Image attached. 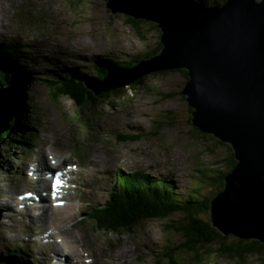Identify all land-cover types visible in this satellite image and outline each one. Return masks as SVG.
<instances>
[{"label": "rangeland", "instance_id": "374dc122", "mask_svg": "<svg viewBox=\"0 0 264 264\" xmlns=\"http://www.w3.org/2000/svg\"><path fill=\"white\" fill-rule=\"evenodd\" d=\"M77 3V0H0V41L10 43L18 38L29 44L24 46L21 57L13 58L16 63L10 69L20 75L15 89L19 91L25 83L28 86L25 91L30 101L25 118L30 125L27 131L32 135L31 141L39 135L51 149L75 150L76 159L88 174L86 180H81L85 186L93 184L92 179H97L98 174L112 177L96 184V191L89 196L92 203L84 214L88 215V210L108 199L115 180L113 173L118 170H145L159 177L170 173L180 195L187 194L202 180L208 181L201 179L207 171H226L221 160L231 150L226 143L221 144L192 125L188 101L182 93L187 80L180 71L152 73L140 83L123 87L126 97L116 107L102 101L97 106L80 108L70 97L51 95L42 79L46 74L62 75L78 68L91 78L96 72L91 63L103 54L138 57L158 47L160 41V30L151 24H143L138 35L125 23L126 14L113 13L106 5L107 0ZM24 78L31 81L27 83ZM128 133L138 137L132 141L117 140L119 134ZM12 134L21 138L25 133ZM20 146L22 143L13 142L11 154L3 156L2 161L11 163L21 157L24 152ZM6 148L3 144V150ZM24 157L28 158L27 154ZM4 175L0 173V193L10 183ZM200 189L207 195L220 190H211L207 183L201 184ZM79 208L75 197L70 196L66 208L59 211L55 220L58 234L74 250L76 234L84 230L104 254L110 250L124 251L125 257L118 264H166L157 255L167 240L178 237L168 225L184 219V213L175 212L165 219H151L133 233L117 235L98 230L87 218L76 226ZM199 216L209 219V211ZM4 233L10 232L1 225L0 235ZM204 264H264V253L241 261L214 255V259H207Z\"/></svg>", "mask_w": 264, "mask_h": 264}, {"label": "water", "instance_id": "95a60500", "mask_svg": "<svg viewBox=\"0 0 264 264\" xmlns=\"http://www.w3.org/2000/svg\"><path fill=\"white\" fill-rule=\"evenodd\" d=\"M106 5L113 13L155 22L162 47L134 66L85 81L86 86L99 96L144 75L187 69L182 93L193 108L192 125L228 143L236 160L210 200V222L224 235L264 243V0H228L215 7L198 0H107ZM27 88L23 84L21 96L16 94L13 114ZM7 89L18 91L12 85L0 91Z\"/></svg>", "mask_w": 264, "mask_h": 264}, {"label": "trees", "instance_id": "16d2710c", "mask_svg": "<svg viewBox=\"0 0 264 264\" xmlns=\"http://www.w3.org/2000/svg\"><path fill=\"white\" fill-rule=\"evenodd\" d=\"M198 1L206 6H221L228 0H210L212 1L211 3L206 0ZM77 2V4H81L82 0H77ZM124 21L138 35L142 33L143 24H151L152 27L154 26L160 30L157 24L152 21L135 19L128 15H126ZM25 45L26 43L20 40L12 41L11 45L8 43L0 44V86L11 83L12 73L9 68L14 64L13 58L20 56L21 48ZM161 47L162 43L159 41L158 47L151 51H145L143 54L140 53L137 55L138 57H114L112 54H103L91 63L96 70L91 78H89L90 75L80 71L78 68H74L73 71L62 75L46 74L42 79L48 86L51 95L56 98L70 97L80 108L97 106L102 101H106L116 107V104L126 97L125 89L115 88L96 96L86 86L85 81L87 83L88 80L102 79L111 71L134 66L138 60L157 54ZM176 71H180L186 80L189 79L187 69L182 68ZM145 77L147 75L142 76L133 84L140 83ZM26 91L18 112L11 116L9 126L0 134V168L3 164V156L10 152L9 148L13 142L31 143L32 135L27 132L30 129V125H28L29 123L25 118L27 113L25 109L30 101ZM20 131L25 133L21 138H17L12 134L13 132L18 134ZM200 132L203 133L202 131ZM136 137H138L137 134H119L117 140L132 141ZM7 143H10L9 146L3 150V144ZM220 143L224 145V143ZM226 144L231 152L221 160V163L225 165L223 167L227 170L218 169L214 173L207 171V174H203L201 179L208 181L202 180L199 185L193 186L185 195H180L177 192V185L172 180H158V178L139 171V169L128 174L119 172L116 176L117 183L114 186V192L110 194V199L104 204L93 208L88 214L90 221L95 223V227L98 230L122 235L127 232H135L138 226H142L151 219H165L175 212H182L184 213V219L181 223L178 221V223L168 225L171 232L178 235V237L174 241L167 240L166 246L157 255L158 259L166 260V264H204L207 259H214V255L218 257L230 256L239 261L251 255L261 257L264 253L263 242L252 238L243 239L230 234L224 235L212 225L210 219H204L199 216L205 210L209 211L210 200L214 196L207 195L206 191L200 189L201 184H209V187L212 188L211 190L215 188H218V190L222 189L226 173L236 163L232 147L228 143ZM22 148H25L24 145H22ZM0 254L8 259V264H14L12 261L18 257V255L12 253Z\"/></svg>", "mask_w": 264, "mask_h": 264}, {"label": "bare ground", "instance_id": "6f19581e", "mask_svg": "<svg viewBox=\"0 0 264 264\" xmlns=\"http://www.w3.org/2000/svg\"><path fill=\"white\" fill-rule=\"evenodd\" d=\"M11 73H12V76H15L16 75L14 72H11ZM13 85H16V83H13ZM16 94L18 96H21L20 95L21 94L20 91H15V90H12V89H7V90L0 91V100H1V102H0V129L2 127H4V125H6V123L8 122V119H9L10 115H12L13 112L17 109L16 104H17V100H18L17 98L18 97H16ZM189 108H190L191 115H192L193 108H191L190 106H189ZM2 130H3V128L0 130V132ZM167 177H169V176L167 175ZM1 204H2V202L0 203V205Z\"/></svg>", "mask_w": 264, "mask_h": 264}, {"label": "clouds", "instance_id": "9594fccd", "mask_svg": "<svg viewBox=\"0 0 264 264\" xmlns=\"http://www.w3.org/2000/svg\"><path fill=\"white\" fill-rule=\"evenodd\" d=\"M19 57H21V56H19ZM15 63V62H14ZM27 70V69H26ZM16 71V70H15ZM17 73H16V77H19L18 76V71H16ZM26 73H28L27 71H25ZM13 77V76H12ZM30 79H33V78H31V77H29ZM17 80L18 79H13V80H11V83L9 84V85H12L13 87H15V88H18L17 86ZM24 80H26V78H24ZM23 80V81H24ZM13 83H17L15 86L13 85ZM3 86H5V85H3ZM3 86H0V88H2ZM6 86H8V85H6ZM21 86H22V84H21ZM19 109V108H18ZM18 112V110L16 111V113ZM15 114V113H14ZM192 117V116H191ZM195 127V126H194ZM220 141V140H219ZM221 142V141H220ZM135 170H137V169H135ZM135 170H132V171H135ZM131 171V172H132ZM143 172H145L146 174H149L150 176H152V177H154V178H158V180H166V179H168V180H174L173 179V177H172V175L170 174V173H168V174H165V175H162V177H159V176H157V175H152V174H150V173H147L145 170L143 171ZM167 175L169 176L168 178H167ZM117 182L116 181H114L113 183H112V185H111V190L114 188V186H115V184H116ZM114 191V190H113ZM111 194V193H110ZM216 194V193H215ZM109 198H110V195H109ZM93 209V208H92ZM86 212V211H85ZM85 212H83V218H84V220L87 218V219H89V216L88 215H85L84 213ZM88 212L90 213V210H88ZM88 213V214H89ZM90 220V219H89ZM92 222V221H91ZM83 232L85 233V231L83 230ZM85 235H86V233H85ZM86 237H87V235H86ZM87 239L89 240V241H91L88 237H87ZM100 248H98V247H96V250L94 251V254L92 255V256H95V254H96V252L99 250ZM3 260V261H2ZM4 260H6V259H4V258H2V256H0V261L2 262V264H5V262H4ZM6 263H7V260H6ZM8 264V263H7ZM91 264H96V263H94V261H93V259H92V257H91Z\"/></svg>", "mask_w": 264, "mask_h": 264}]
</instances>
